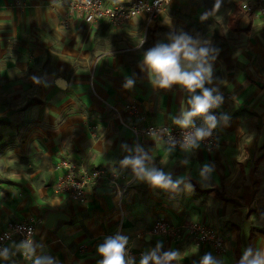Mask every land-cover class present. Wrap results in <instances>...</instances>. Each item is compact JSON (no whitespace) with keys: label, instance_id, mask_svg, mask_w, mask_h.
<instances>
[{"label":"crops","instance_id":"obj_1","mask_svg":"<svg viewBox=\"0 0 264 264\" xmlns=\"http://www.w3.org/2000/svg\"><path fill=\"white\" fill-rule=\"evenodd\" d=\"M21 1L24 7L15 0H0V232L10 222L39 218L43 222L37 226L34 240L45 246V254L54 256L59 264H96L100 259L97 245L120 229L113 197L96 194L98 187L113 186L104 182L96 187L84 206L66 195L58 196L53 187L65 173L58 169L62 161L90 170L107 169L118 175L120 186L132 181V190L122 200L125 217L121 232L140 252L157 241L163 242L165 250L176 249L181 254L187 247L194 248L189 240L151 238L148 233L160 219L174 226L205 222L223 231L199 217L204 204L219 215L221 204L227 203L220 189L228 184L221 181L224 174L219 163L232 160L231 152L236 153L230 135L225 133L230 131L227 124L221 122L216 128L220 147L210 156L200 146L193 151H176L161 140L137 139L126 126L132 123L129 116L124 112L118 117L111 109L136 104L145 119L137 121L138 126L179 127L173 119L180 118L181 109L187 106L186 94L178 87L154 88L138 64L143 51L172 28L199 33L215 44L213 34L218 37L220 31L208 29H212L209 22L216 18V10L205 9L199 0H180L149 30L145 16L115 28L107 22L89 25L75 15L66 28L69 0ZM102 1L111 7L130 4V0ZM205 12H210L208 21L200 19ZM233 15L236 17L231 20ZM259 23L261 20H253L240 4L233 6L226 19L228 40L219 48L222 59L214 62V77L224 103L233 107L256 87L258 82L249 77L262 76L264 27L257 26ZM127 77L136 79L131 90L122 87ZM125 144L128 149L140 146L151 157L150 166L170 173L173 181L181 179L178 190L153 189L137 182L131 169L120 165L125 156L135 154L123 148ZM260 163H264V155L257 160ZM204 165L213 171L204 172ZM239 169L245 178L244 166ZM148 198L150 205L160 207L148 211ZM48 211L66 212L71 220L58 221L49 231L44 227ZM160 213L167 217L152 221ZM143 214L148 220H135L134 215ZM140 234L143 239H137ZM251 239L236 231L226 258L238 264L244 248L252 245L264 250V235Z\"/></svg>","mask_w":264,"mask_h":264},{"label":"clouds","instance_id":"obj_2","mask_svg":"<svg viewBox=\"0 0 264 264\" xmlns=\"http://www.w3.org/2000/svg\"><path fill=\"white\" fill-rule=\"evenodd\" d=\"M158 2V0H157ZM222 0H215L212 11L218 10ZM153 6H156L154 3ZM152 9L149 8L148 11ZM210 12H205L200 19L205 20ZM220 49L203 38L199 33L193 35L183 29L172 28L164 34L163 39L145 49L138 67L149 76L152 86L156 89L170 90L178 87L186 94V107L180 111V118H174L173 123L186 129L182 149L189 150L199 147V143L212 136L221 122H227L229 116L217 112L224 103V95L214 77V62ZM37 83L39 80L33 77ZM136 85V79L127 77L122 87L131 90ZM201 125L197 127L196 121ZM150 129L149 135H155ZM128 149V146L122 145ZM134 155H127L121 161L122 168H130L137 182L148 184L153 189L177 191L183 182L173 181L170 173L150 166L151 157L140 146L128 149ZM204 172L211 173L213 168L204 165ZM6 238L11 237L6 234ZM45 246L31 236L19 242L12 240L6 247H0V260L9 261L17 254L23 255L30 264H59V261L42 250ZM100 257L96 264H137L135 257L129 254V236L117 231L107 235L96 247ZM181 255L179 250L164 249L162 241H157L154 247L142 252L138 264H173ZM15 264V262H13ZM199 264H221L211 252L204 253ZM238 264H264V250L252 246L244 248Z\"/></svg>","mask_w":264,"mask_h":264},{"label":"rangeland","instance_id":"obj_3","mask_svg":"<svg viewBox=\"0 0 264 264\" xmlns=\"http://www.w3.org/2000/svg\"><path fill=\"white\" fill-rule=\"evenodd\" d=\"M199 2L205 9H212L215 0H199ZM236 4H240L242 10L249 14L253 20H261V23L257 26L264 27V12L259 9L260 0H222L221 7L215 11L216 18L204 20H210L209 23L213 24H209L212 26V29H208L209 32L213 29L220 31L222 39L220 36L216 37L215 33L213 34L215 45L218 44L216 45L218 48H223L225 41L228 40L224 31L226 29V19ZM222 53L223 51L219 52L216 59L218 62L222 59ZM217 69L222 70V75H224L222 67L219 66ZM261 75L249 77V80L258 83L254 84L256 87H252L246 97L235 101L236 107H233L227 101L225 103L226 106L223 107V112L229 116L228 121L226 123L223 122V124H227V127L230 128V131L225 133L230 135V145L232 144L236 151L233 154L231 152L229 158H233L232 160H225L224 163H219L224 174L221 181L223 184H228V188L222 187L220 189L223 199L227 203L221 204L219 215H215L210 211L206 204H204L203 209H200V219L215 223L223 229V231H220L223 232L227 242L226 249L223 252H216L214 250L204 251L187 247L184 250V254H181L173 264H199L200 257L206 252H211L221 261V264H232L231 260L226 257L232 249L236 231L245 235L246 238L252 236V239L264 235V163L257 164V160L264 155V66H262ZM232 100L234 101L233 98ZM234 141H236L235 144ZM207 154L211 156L213 152H207ZM240 165L245 168V178L240 172ZM106 171L115 182L114 184L108 183L116 188V193L111 196L114 200V209L120 216L118 227H121L125 217L122 211V200L129 195L133 183L127 180L120 186L117 184L119 181L118 175L107 169ZM118 190L122 193L121 196L117 193ZM151 203L152 201L148 198V211H151L153 207H160L159 205H150ZM155 203L158 204V202ZM206 208L209 211H204ZM144 210H147L146 204ZM134 216L135 220H148L144 214ZM160 217L167 216L160 213L155 215L152 221ZM81 252L84 253L85 249H82ZM186 252L189 254H186ZM28 262L26 261L25 264H28ZM0 264H9V262L0 260Z\"/></svg>","mask_w":264,"mask_h":264},{"label":"built area","instance_id":"obj_4","mask_svg":"<svg viewBox=\"0 0 264 264\" xmlns=\"http://www.w3.org/2000/svg\"><path fill=\"white\" fill-rule=\"evenodd\" d=\"M176 1L180 0H158V2L157 0H130V4L127 6L111 7L106 5L102 0H69L67 5V20L64 22V27H70L71 19L75 15L81 16L85 23L89 25L94 26L100 22H107L115 28H122L134 18L145 16L146 29L149 30ZM154 3L156 6H153ZM15 4L24 7L21 0H15ZM149 8L152 10L148 11ZM259 9L264 12V0H260ZM225 106L226 104L223 103L217 112H223V107ZM111 109L118 117L124 112L129 116L132 123L126 126L137 139L154 138L161 140L168 148L176 151H193L196 149L184 150L181 147L184 134L189 130L180 127L155 126L151 124L142 127L138 126L136 124L137 121L145 122V119L136 104L127 105L121 110L116 108ZM196 125L199 127L201 121L197 120ZM150 129L154 130L156 134L150 136ZM199 146L207 152L216 151L220 147L218 131L216 129L213 130L212 136L201 141ZM58 169L64 170L65 173L55 183L53 192L58 196L66 195L72 202L83 206L89 203L90 194L96 187L102 185L104 182L115 183L104 168L90 170L75 162L62 161L58 165ZM117 193L120 196L122 195L120 190ZM42 222L43 220L38 218L28 222L8 223L0 232V247L9 246L12 240L19 242L27 238L29 230H31V236L34 239L37 226L41 225ZM118 231L121 232V227ZM6 234L11 239L6 238ZM148 235L154 239H167L179 242L189 240L196 249L210 248L216 252H223L227 246L223 233L205 222H189L180 226H174L164 219H160L155 222ZM143 238V234L137 236V239ZM141 253L134 247L133 242H129V254L135 257L137 264ZM26 261L28 260L23 255L17 254V256L8 262L9 264H13V262L15 264H25Z\"/></svg>","mask_w":264,"mask_h":264},{"label":"water","instance_id":"obj_5","mask_svg":"<svg viewBox=\"0 0 264 264\" xmlns=\"http://www.w3.org/2000/svg\"><path fill=\"white\" fill-rule=\"evenodd\" d=\"M116 193V188L115 187H98L96 189V194L98 196H111ZM71 217L69 214L63 211H48L45 213V223L44 227L45 229L49 231H53L55 227V223L58 221L62 222H70Z\"/></svg>","mask_w":264,"mask_h":264},{"label":"trees","instance_id":"obj_6","mask_svg":"<svg viewBox=\"0 0 264 264\" xmlns=\"http://www.w3.org/2000/svg\"><path fill=\"white\" fill-rule=\"evenodd\" d=\"M235 17H236V15L231 16V20H234Z\"/></svg>","mask_w":264,"mask_h":264}]
</instances>
